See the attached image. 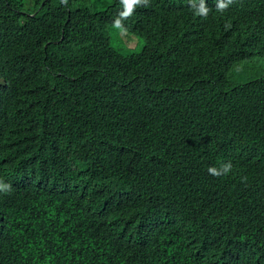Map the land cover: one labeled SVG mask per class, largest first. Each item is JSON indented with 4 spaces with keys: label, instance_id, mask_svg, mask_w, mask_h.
Wrapping results in <instances>:
<instances>
[{
    "label": "trees",
    "instance_id": "trees-1",
    "mask_svg": "<svg viewBox=\"0 0 264 264\" xmlns=\"http://www.w3.org/2000/svg\"><path fill=\"white\" fill-rule=\"evenodd\" d=\"M205 3L124 53L119 0H0V264H264V0Z\"/></svg>",
    "mask_w": 264,
    "mask_h": 264
},
{
    "label": "clouds",
    "instance_id": "clouds-1",
    "mask_svg": "<svg viewBox=\"0 0 264 264\" xmlns=\"http://www.w3.org/2000/svg\"><path fill=\"white\" fill-rule=\"evenodd\" d=\"M233 0H215V10L219 13H224ZM60 4L66 6L68 0H60ZM120 9L112 19V27L116 29L121 35L127 33L126 22L135 14L138 8H147L150 6V0H119ZM188 5L193 15L200 18H207L211 12L205 0H188ZM230 25H225L227 29ZM232 163L230 161L222 163L219 167L209 166L207 172L214 177L227 176L232 171ZM242 182L247 181L246 176L241 177ZM12 185L0 180V193L11 194Z\"/></svg>",
    "mask_w": 264,
    "mask_h": 264
},
{
    "label": "rangeland",
    "instance_id": "rangeland-1",
    "mask_svg": "<svg viewBox=\"0 0 264 264\" xmlns=\"http://www.w3.org/2000/svg\"><path fill=\"white\" fill-rule=\"evenodd\" d=\"M109 34L111 45L124 53H137L142 48V40L130 31L121 35L116 29L112 28Z\"/></svg>",
    "mask_w": 264,
    "mask_h": 264
}]
</instances>
